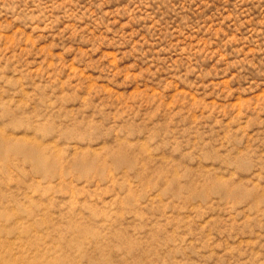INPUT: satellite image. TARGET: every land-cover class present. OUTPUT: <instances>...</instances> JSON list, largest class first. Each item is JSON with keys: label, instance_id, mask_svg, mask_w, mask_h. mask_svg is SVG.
I'll list each match as a JSON object with an SVG mask.
<instances>
[{"label": "rangeland", "instance_id": "obj_1", "mask_svg": "<svg viewBox=\"0 0 264 264\" xmlns=\"http://www.w3.org/2000/svg\"><path fill=\"white\" fill-rule=\"evenodd\" d=\"M72 220L112 264H264V0H0V238Z\"/></svg>", "mask_w": 264, "mask_h": 264}, {"label": "bare ground", "instance_id": "obj_2", "mask_svg": "<svg viewBox=\"0 0 264 264\" xmlns=\"http://www.w3.org/2000/svg\"><path fill=\"white\" fill-rule=\"evenodd\" d=\"M70 236L59 235L57 238L51 234L37 233L33 225L31 229L24 231L9 230L0 238V263L1 264H75L81 259L86 260L89 264L94 263V258L102 257V264H112L105 256L103 240L97 237V232L88 227L84 221L72 220L69 222ZM104 232L109 234L110 243L123 242V236L117 232L110 224L101 225ZM38 228H46L47 232L54 230L53 224L42 221L38 223ZM33 232V233H32ZM50 232V231H49ZM25 234L26 236H22ZM34 234V235H33ZM103 236L102 234H100ZM99 235V236H100ZM43 240L41 243L38 240ZM108 246L111 244L107 243ZM124 249L129 252L132 246L125 245ZM58 251H64L62 254L54 255ZM29 256V257H28ZM28 258V259H27Z\"/></svg>", "mask_w": 264, "mask_h": 264}]
</instances>
